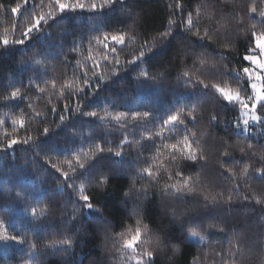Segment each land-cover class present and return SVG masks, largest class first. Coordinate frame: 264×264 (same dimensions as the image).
<instances>
[{"label": "trees", "instance_id": "obj_1", "mask_svg": "<svg viewBox=\"0 0 264 264\" xmlns=\"http://www.w3.org/2000/svg\"><path fill=\"white\" fill-rule=\"evenodd\" d=\"M41 2L45 7L37 8V14L49 11L58 14L52 27L34 33L35 38L25 45L0 44V142L7 144L5 134L20 141L31 134L35 140V143H18L11 149L0 148V221L5 222L8 235L21 238L0 240V264H25V261L28 264H91L94 260L101 264H122L116 251L123 243L120 234L130 236L137 220L162 238L169 233L179 234L181 223L190 221L184 223L182 239L169 238L159 249H149L156 253L155 264H233V260L235 264H262L264 204H257L256 198L264 190V178L255 169L264 167L259 155L264 152V123L250 122V132H244L242 125L236 130L234 122L240 118L238 109L205 101L201 98V89L193 91L186 87L187 78L182 73L188 71L193 80L198 77L205 83H219L235 90L238 83L231 78L234 73L211 75L209 69L213 65L220 70L227 65L236 71L247 67L248 62L242 58L251 44L248 37L252 25H256L257 32L264 30L258 14L264 9V0H179L191 11L193 20L199 14L196 27L187 35L207 45L208 40L199 41L192 35L197 31L204 35L207 31L211 46L190 49L187 55L183 51L176 55L171 44L160 51L152 48L148 52L145 48L146 62L132 71L126 61L139 54L141 45L148 42L151 48L154 38L166 30L170 18L181 20L179 12L174 17L168 14L169 5L174 6L176 0H117L114 5L104 7H101L103 0H95V11L90 10L93 0H83L84 9L62 14L53 7L54 0H28L27 13L32 12L33 3ZM17 3L23 4L24 0H0V5L7 9L0 8V37L7 34L10 41L20 38L27 23L26 14L18 17L11 14L10 8ZM251 6L257 8L256 13L248 12ZM123 9L131 10L132 17L127 18ZM233 13L239 19L229 24ZM186 18L187 11L185 23ZM17 20L22 27L13 31ZM117 30L126 40L123 51L118 53L120 65L101 64L93 69V62L87 60L89 39ZM129 35L136 38L129 40ZM74 47L82 51H73ZM91 52L96 55L95 42ZM221 54L227 59H222ZM201 59L205 64H200ZM36 60L42 63L36 64ZM78 61L86 64L89 77L94 72L105 76L95 94L91 88L85 89V94L72 89L61 93L65 81H82ZM141 69L149 73V78L137 79ZM241 76L239 86L246 90V95H251L247 76L242 72ZM41 88L45 91L40 92ZM16 90L20 95L13 98L11 94ZM66 104L68 111L64 110ZM78 104L83 111H96L97 117L73 114ZM53 105L57 112L51 110ZM180 108L184 109L182 116L195 109V120H186L188 132L182 125H168L162 136H156L167 115ZM118 111L129 113L120 123L113 119ZM132 111H148L150 116L133 121ZM60 114L65 117L63 123ZM214 114L219 122H211ZM21 120L23 126L19 123ZM45 127L50 129L47 135L43 133ZM192 133L199 141L193 147L207 158L203 167V162L193 164L179 159V153L177 161H171L164 147L186 134L191 138ZM149 136L152 138L148 139ZM249 144L253 146L250 151ZM97 145L104 152L93 155ZM241 147L245 153H241ZM116 151L122 155L115 156ZM224 152L229 155L222 156ZM77 156L80 163L89 166L91 176L85 173L75 181L69 179L67 184L77 185L73 191L62 183V175L51 165L71 175L67 161L75 164ZM160 164L163 167L158 168ZM245 166L251 171L241 176ZM145 167L152 168L153 177L142 171ZM226 169H232L236 176L227 178ZM177 171L192 181L193 191L185 190L181 194L183 199L175 198L174 190H164L165 184L180 181L175 175ZM104 177L107 179L100 183ZM82 180L85 194L92 197L94 209L98 207L99 213L73 212L74 207L80 208V203L74 204V201L78 200ZM220 192L223 198L215 204L205 201V196L210 200ZM229 195L233 197L231 202L227 200ZM192 230L204 236L205 241H191ZM66 238L73 241L70 248L60 244L49 246ZM114 241L119 242L114 245ZM30 244L36 245L31 254ZM173 245H179L178 254L174 253Z\"/></svg>", "mask_w": 264, "mask_h": 264}, {"label": "snow or ice", "instance_id": "obj_2", "mask_svg": "<svg viewBox=\"0 0 264 264\" xmlns=\"http://www.w3.org/2000/svg\"><path fill=\"white\" fill-rule=\"evenodd\" d=\"M117 2V0H103V3L101 4V7H104L105 5H114ZM135 2V0H134ZM27 5L28 0H24L23 4L17 3L15 6L10 8V12L13 16H19L21 14L27 15V23L26 26H23V31L20 32V38L9 40L7 34H5L3 37H0V44L7 47L10 43L15 45H25L26 42L31 41L35 37L33 36L34 33H40L44 31L45 28H51L52 22L58 17V14L56 11H49L48 13L41 12L40 14L36 13V9H43L45 5L43 2L40 4H32V12L30 14L27 13ZM54 8H57L59 10V13H65L68 10H75V9H84L85 3L83 0H76L75 3H69L68 0H54L53 4ZM201 7H204L203 5ZM0 8H5L6 6L0 5ZM97 8V5L95 3V0H93V3L91 4L92 11H95ZM170 11L169 16L174 17L177 12L181 15V20L177 21L174 18H170L168 20L166 27V30L159 35V37L154 38V42L152 44V47H148V42H145V44L141 45V50L138 55H133L131 60L126 61L128 65H130V71L135 70L139 68V65L141 62H146V58L148 55V52L152 51V48H155L156 51H160L161 49L166 48L168 45H173V52L176 55H179L181 51H183L186 55L189 54L190 49H194L196 47L206 48L211 46V36H209L208 32L206 31L204 35H201L199 31L193 33L192 35L197 38L199 41L208 40L209 44H199L196 41L192 40V37L187 35V33L192 32V28L196 27L198 20H199V14L197 15V19L193 20L191 11H188L184 5H182L179 0H176L175 5H169ZM24 9L25 12L22 13L21 10ZM7 10V9H6ZM126 13L127 18L132 17L131 10L123 9ZM187 11V18L186 23L184 19V13ZM249 13H256L257 8L255 6H251L248 8ZM259 16L261 17L259 23L264 28V9L259 11ZM239 17L238 14L233 13L232 19L228 21L229 24H231L234 21H238ZM135 23V22H134ZM237 26H239L237 24ZM21 24L19 23V20H17L16 23L13 24L12 30L17 31L21 28ZM256 25H252V32L251 36L248 37L251 41V44L247 50V52L243 55V61L248 62L253 67H243L242 70L236 71L233 69H229L227 65L224 66L223 70L218 69L215 65H213L209 69V73L211 75H229L230 73H234V75H231V78L233 80H236L238 83V87L233 90L227 87L221 86L219 83H205L204 79L196 78L193 80V77L189 74L188 71H184L182 73L183 77H186L187 79L184 81L186 87H191L193 91H195L197 88L202 90V99H204L207 102H211L213 104H219L221 107L229 106L235 109H238L240 113V118L234 122V127L236 130L241 129V125L243 126L244 132H250V122H260L264 123V30L257 32L255 31ZM136 37L134 35H129V40H134ZM188 41L189 43L185 44L183 42ZM93 42H95L97 52L94 56L91 52V47ZM125 35L121 33L119 30L113 31L112 33L104 32L102 35H96L89 39V55L87 57V60H91L93 62V69L98 68L101 66V64L107 65L109 67H115L120 65L121 61L119 58V52L123 51V46L125 45ZM147 48L148 52H146L144 49ZM102 49V51H100ZM82 49L73 48V51H77ZM222 59H227L226 57L221 54ZM36 64H41L42 61L36 60L34 61ZM200 64H205V61L203 59L200 60ZM77 66L82 69V81L81 80H72V81H65L64 85H62L61 93L67 89H72L75 93L79 94H85V89L91 88L93 89L92 94H95V90L99 89L100 82L105 79L104 75H101L100 72H94L93 77L88 76L89 69L87 68L86 64H81L79 61L77 62ZM241 72L244 76H247L249 87L251 89V95H246V90L239 86V81L243 78L241 76ZM140 77H143L145 79L149 78V73L143 69L140 70L139 75L137 79ZM47 83V81H44ZM82 85V86H81ZM53 87H55V82L53 81ZM40 92H44L45 89H38ZM12 97H18L20 95L19 90L12 92ZM53 112H57L58 109L55 105H53L52 109ZM64 110L68 111L69 106L66 104L64 106ZM73 114L79 113L80 115L84 117H97L96 111H90L86 112L83 111V107L78 104L75 109L72 110ZM260 112L261 114L258 115L257 113ZM184 113V109L180 108L176 111H173L170 115H167L166 119L163 120V124L160 125V131H158L155 135L156 136H162L163 135V129L165 126L168 125H182L183 130L185 132H188V124L186 123V120L188 118H191V120H195V109H192L187 112L186 116H182L181 114ZM37 115H40V113H37ZM105 115H109V113H105ZM129 115L128 112H115L113 119L120 123L122 119L126 118ZM143 116L144 118H148L150 116V113L148 111H144L143 113L138 111H132L131 117L133 121H136L138 118ZM104 117H101L103 119ZM65 120V117L63 114H60V121L63 123ZM191 122V121H189ZM211 122H219L217 115H212ZM17 121H13V124H16ZM20 125L23 126V121L21 120ZM179 131V129H178ZM50 129L48 127H45L43 129V133L45 135L49 134ZM152 137L149 136L148 139H151ZM4 139L7 140V144L4 145L2 142H0V148H7L11 149L14 145H17L18 143H29L30 141L35 143L34 137L29 134L26 136V138L23 141L18 140L15 136L12 138H9L7 134H5ZM125 141H121V144H124ZM193 143L199 144V141L195 139V133H192L191 138L189 135H184L182 139H177L176 143H166L164 147L169 152V157L171 161H177V153H179V159L185 160V161H191L193 164L201 163V166L203 167L206 162L207 158L205 155L199 154L197 149L193 147ZM252 145L249 144L247 146V150L252 149ZM157 153H159V147H157ZM109 152L112 151V149H108ZM241 153H245V148H240ZM103 153L104 148L97 145L96 146V152L93 153L95 155L96 153ZM115 156L119 157L122 155L121 151H116ZM222 156L227 157L229 155L228 152L221 153ZM261 156V159L264 160V152L259 153ZM76 163L73 164L72 160H68V166L71 170V175L69 172H62L60 168H58L55 164H52L51 167L56 170L57 173H60L63 177L62 183L66 185L67 188L76 191L77 185L75 182L71 184H67V181L69 179L75 181L77 177H84L85 173L88 174V176H91V173L89 172V166L85 163L79 162V157H75ZM158 168L163 167V164L157 165ZM144 173H147L149 177H153L154 173L152 171L151 167H145L142 169ZM226 171L229 173V176L227 178H232L236 176V172H234L232 169H226ZM251 169L248 166H245V168L240 173L241 176H244L246 173H249ZM256 173L259 177L264 178V167L255 169ZM177 177L180 178V181L172 184H165L164 190L165 192H168L169 190H174L175 198L177 199H183L184 196L181 195L182 193L187 190L188 192H192L193 188L191 187L192 181L189 178H185L182 176V173L177 171L175 173ZM104 179H107L104 177L100 183L104 182ZM158 179V177H157ZM169 179H171V175L169 176ZM199 179V178H197ZM146 196L148 193L145 191L144 193ZM127 195V194H126ZM223 198V192L218 193L217 195H214L210 198L205 196V201L215 204L219 199ZM233 199L232 195H229L227 200L228 202H231ZM244 199H248L247 196L244 197ZM80 203V208H73V212L75 214H82L84 210H88L90 213L94 210L96 213L100 212V209L97 207L94 209V202L92 200V197L88 194H85V183L82 182L79 185V196L78 200L74 201L75 203ZM257 204H264V190L261 191V194L256 198ZM33 213H35V208H33ZM173 218L175 219L176 213H172ZM76 216L73 215L72 219L75 220ZM102 219V217H101ZM190 221H184L181 223L180 228L178 229V233H169L165 237H161L160 235H154L151 233V230L148 228V225L143 224L141 220L136 221V227L134 230L131 231V235L129 236L126 233L120 234V240L123 241L122 246L120 248H117L116 251L120 253V259L122 261V264H130V262L134 261V264H155V255L156 253L153 250L149 249H159L161 245L165 244L166 240L169 238L173 239H182L183 238V229H184V223H189ZM210 227H212L210 225ZM223 231V229H221ZM8 230L5 227V222L0 221V240L3 241H19L21 238L18 235H8ZM143 236V239H142ZM191 236L195 238L197 236V232L195 230H192ZM239 240V237H236ZM199 240L201 243L205 241L204 236H200ZM23 242V241H22ZM119 241H114L115 243H118ZM55 244L60 245H66L68 248H70L73 244V241L70 238H66L60 241L55 242L53 245H49L50 247H54ZM35 244H30V254L31 250L35 249ZM141 249V251H137V249ZM173 251L175 254H178L180 252L179 245H173ZM222 255V254H221ZM223 259V255H222ZM25 264H28V261H25ZM91 264H101L100 261H92ZM233 264H235V260H233ZM264 264V262H262Z\"/></svg>", "mask_w": 264, "mask_h": 264}, {"label": "rangeland", "instance_id": "obj_3", "mask_svg": "<svg viewBox=\"0 0 264 264\" xmlns=\"http://www.w3.org/2000/svg\"><path fill=\"white\" fill-rule=\"evenodd\" d=\"M247 67H253V65H251L250 63H248ZM228 88V87H227ZM253 123V122H252ZM199 235H197L195 238H193L191 235H190V240L193 241V242H197V243H201L200 240H199Z\"/></svg>", "mask_w": 264, "mask_h": 264}]
</instances>
